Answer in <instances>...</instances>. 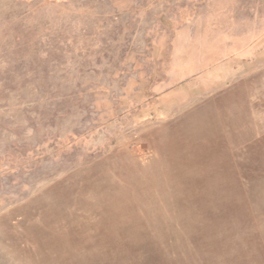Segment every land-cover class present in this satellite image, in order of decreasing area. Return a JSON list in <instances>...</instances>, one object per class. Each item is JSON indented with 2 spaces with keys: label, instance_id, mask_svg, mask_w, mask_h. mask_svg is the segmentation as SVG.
I'll return each instance as SVG.
<instances>
[{
  "label": "rangeland",
  "instance_id": "1",
  "mask_svg": "<svg viewBox=\"0 0 264 264\" xmlns=\"http://www.w3.org/2000/svg\"><path fill=\"white\" fill-rule=\"evenodd\" d=\"M0 264H264V0H0Z\"/></svg>",
  "mask_w": 264,
  "mask_h": 264
}]
</instances>
